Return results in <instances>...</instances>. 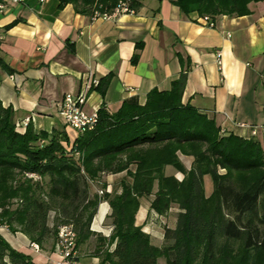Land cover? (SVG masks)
<instances>
[{"label":"trees","instance_id":"1","mask_svg":"<svg viewBox=\"0 0 264 264\" xmlns=\"http://www.w3.org/2000/svg\"><path fill=\"white\" fill-rule=\"evenodd\" d=\"M118 1L60 0V5L93 16L110 13ZM170 1L184 15L214 20L246 16L250 4L264 0ZM103 80L102 94L108 78ZM185 81L181 74L170 91L152 90L142 106L131 98L116 113L99 109L96 127L74 132L73 139L66 124L51 134L22 126L0 102V225L12 232L18 226L30 243L43 248L51 242L52 250L64 226L75 233L76 252L96 236L93 255L99 264H158L160 257L166 264H264V149L252 139L221 134L213 120L183 106ZM179 155L192 157L189 171ZM167 167L183 180L166 176ZM120 173L125 176L111 192L105 183L102 195L92 192L102 176ZM205 176L213 184L208 198ZM150 196V209L158 215L172 206L179 210L175 227L164 228L160 248L135 224L140 199ZM102 201L110 207L108 238L90 230ZM71 260L78 263L76 256ZM0 264L36 263L0 236Z\"/></svg>","mask_w":264,"mask_h":264},{"label":"crops","instance_id":"2","mask_svg":"<svg viewBox=\"0 0 264 264\" xmlns=\"http://www.w3.org/2000/svg\"><path fill=\"white\" fill-rule=\"evenodd\" d=\"M132 8L134 13L104 20L78 12L72 4L61 6L60 0L7 3L0 11L3 107L12 109L19 124L27 120L34 132L51 134L65 125L59 115L65 95L77 96L86 84L85 112L102 108L113 114L126 100L136 98L142 106L152 90L170 91L185 74L183 106L213 120L223 135L252 139L264 149V1L250 4L246 16L216 17L214 28L201 24L196 14H182L170 0H133ZM216 52H221V69ZM106 78L102 94L99 86ZM70 136L75 137L74 131ZM179 159L189 171L192 157ZM165 175L179 182L184 178L171 167ZM124 176H102L106 191L118 187ZM203 184H212L211 178L205 176ZM151 200L140 199L135 224L161 247L164 228L175 227L179 210L167 212L175 213L171 226L155 227L153 222L166 221L169 214L152 211ZM109 214L108 203L100 202L90 226L94 234L110 236ZM1 237L23 254L32 257L35 252L25 235ZM96 244L92 236L83 247L94 246V252ZM54 252L52 259L58 258ZM84 255L86 263L77 264H89V258L99 264L95 255Z\"/></svg>","mask_w":264,"mask_h":264},{"label":"built area","instance_id":"3","mask_svg":"<svg viewBox=\"0 0 264 264\" xmlns=\"http://www.w3.org/2000/svg\"><path fill=\"white\" fill-rule=\"evenodd\" d=\"M23 1L24 0H1L0 11L4 9L7 3L20 4ZM39 1L43 2L45 0ZM131 2L132 0H119L115 8L110 13L99 14L98 12H95L93 17L108 20L121 14L134 13L133 8L131 7ZM199 22L209 28H214L215 26L214 20L209 16L199 17ZM216 64L217 67L221 69V52H216ZM93 84L95 85V82H93ZM88 88L89 85L86 84L84 90L77 96H72L70 94L65 95L59 106V115L63 119L64 123L77 134L92 131L98 122V111L88 114L84 110ZM22 125L26 127L27 120L23 122ZM240 127L244 128L246 125L240 124ZM221 134H223L222 131ZM251 135H256L255 128H251ZM29 178L37 179V177L34 176H29ZM99 193L102 195L101 191ZM75 239L76 236L71 227L64 226L59 228L55 249L59 252L60 258L55 264H75L71 260L77 254L75 250ZM31 246L36 251L38 250L37 245L32 244Z\"/></svg>","mask_w":264,"mask_h":264},{"label":"rangeland","instance_id":"4","mask_svg":"<svg viewBox=\"0 0 264 264\" xmlns=\"http://www.w3.org/2000/svg\"><path fill=\"white\" fill-rule=\"evenodd\" d=\"M97 8H101V6L100 5H98V7ZM166 169V168H165ZM220 172V174H223L224 173V170H220L219 171ZM164 173H165V170H164ZM42 180V182H43V184H46V182L48 181V179L47 178H43V179H41ZM102 183H104V181H103V179L101 178L100 179V182L99 183H94L93 184V186H92V190H94V193H98L99 194V196H100V190H101V184ZM203 186H204V193H205V196L208 198L211 194H212V192H213V184H209V185H204L203 184ZM149 198V197H148ZM152 198H153V196H152ZM18 202H19V200L17 199V200H13L11 203L13 204V205H17L18 204ZM15 207V206H14ZM174 208H177L176 206H172L170 209H174ZM166 214H169L168 216H166V221L164 220V221H158L159 223H156V222H153V224L155 225V227H158V228H161V227H163V225H164V223H166L168 226H171L172 224H173V218L175 217V213H174V211H171L170 213H166ZM163 220V219H162ZM109 222V221H108ZM15 232H12L11 231V229L9 228V227H7V226H5V225H0V236L2 235V233L4 234L5 233V237L6 238H10V236H19V237H21L22 235H24L21 231H20V227H18V226H16L15 228ZM15 234V235H14ZM22 234V235H21ZM151 240V239H150ZM151 243L153 244L154 243V241L153 240H151ZM87 244V243H86ZM86 244H84L83 246L85 247V245ZM30 245V248H32V243H30L29 244ZM83 246H81V249H82V251L81 250H77V254H76V257L78 258V261H81V262H85L84 261V259H86L87 257H86V255H84L85 253H87V254H90V255H92L93 254V252H92V250L94 249L93 247L94 246H90V245H88V247H86V249L87 248H89V250H90V252H88V249L86 250ZM156 247H158V246H156ZM44 248V250L41 252V251H39L40 250V248L38 247V250L36 251L34 248H32L35 252L33 253V255H32V258H33V261L36 263V264H55L56 262H58V260H59V252H57V250L54 248V250H52V243L51 242H49L45 247H43ZM158 248H160V247H158ZM85 250V251H84ZM53 251H55L54 253H55V256H57L58 258H56L55 257V259H52L53 258ZM85 256V257H84ZM43 257V258H42ZM47 259V260H46ZM88 261H89V264H93L92 263V261L90 260V258L88 259ZM46 262V263H45ZM86 263V262H85ZM95 264V263H94ZM158 264H166V262H165V259L163 258V257H160L159 259H158Z\"/></svg>","mask_w":264,"mask_h":264}]
</instances>
